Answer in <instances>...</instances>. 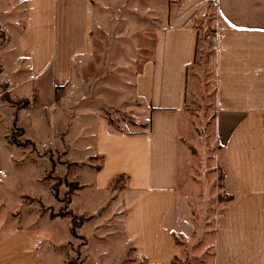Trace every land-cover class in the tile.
<instances>
[{
    "label": "crops",
    "instance_id": "crops-1",
    "mask_svg": "<svg viewBox=\"0 0 264 264\" xmlns=\"http://www.w3.org/2000/svg\"><path fill=\"white\" fill-rule=\"evenodd\" d=\"M10 2L16 68L11 80L0 62L2 76L9 93L32 99L37 109H50L69 84L74 62L93 50L95 0ZM212 4L221 23L214 36L219 147L213 163L223 173L222 189L231 200L213 239L204 244L212 245V264H264V0L170 4L150 60L135 78V96L149 113L147 128L120 132L105 119L97 123L95 156L101 164L89 166L96 168L92 186L108 194L118 177H127L112 219L136 264H189L199 256L204 213L200 217L181 190L183 167L189 169L190 160L183 150L181 120L193 87L189 71L197 56V25ZM0 18L6 35L1 51L10 41L1 13ZM4 137L0 142L11 147ZM31 233L18 223L1 226L0 264H44L38 235ZM188 239H197L194 247L186 244Z\"/></svg>",
    "mask_w": 264,
    "mask_h": 264
},
{
    "label": "rangeland",
    "instance_id": "rangeland-1",
    "mask_svg": "<svg viewBox=\"0 0 264 264\" xmlns=\"http://www.w3.org/2000/svg\"><path fill=\"white\" fill-rule=\"evenodd\" d=\"M177 1L95 0L93 50L74 62L69 84L50 109H37L32 99L9 93L0 67V138L5 136L3 140L11 144L8 148L0 142V227L18 223L36 232L44 264H136L132 252L124 250L122 233L112 219L127 177L113 183L108 194L98 192L92 186L96 168L89 166L101 164L95 156L99 120L112 122L110 129L120 132H140L148 125V110L135 96V78L150 60L170 4ZM11 6L10 0H0L10 41L0 51V62L12 80L16 67L11 50L17 31ZM220 25L212 4L197 25V56L189 71L193 87L181 120L184 154L190 156L181 190L200 217L204 213L201 245L196 247L199 256L189 264H212V245L204 242L213 239L230 199L222 189L223 173L213 163L219 147L213 55ZM0 43H6L1 25ZM188 240L186 244L194 247L197 239Z\"/></svg>",
    "mask_w": 264,
    "mask_h": 264
},
{
    "label": "trees",
    "instance_id": "trees-1",
    "mask_svg": "<svg viewBox=\"0 0 264 264\" xmlns=\"http://www.w3.org/2000/svg\"><path fill=\"white\" fill-rule=\"evenodd\" d=\"M109 124L112 125V122H109ZM146 128H147V125L143 127V129H146ZM15 144H17V145H19V146H22V144H19V143H15ZM123 177H124V176H120V177H118V178L115 180L114 184H117L118 181H120V179L123 178ZM229 198H230V197H229ZM229 200H231V198H230ZM51 217H52V218L60 217V215H54V214H52ZM80 227H82V224L80 225ZM79 229H80V228H79ZM71 233H72V235L75 237V228H74V227L71 229Z\"/></svg>",
    "mask_w": 264,
    "mask_h": 264
}]
</instances>
